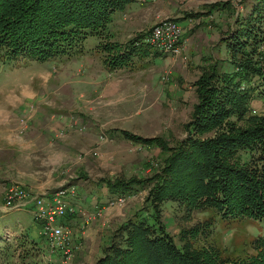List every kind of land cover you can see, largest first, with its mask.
I'll return each mask as SVG.
<instances>
[{
    "label": "rangeland",
    "instance_id": "rangeland-1",
    "mask_svg": "<svg viewBox=\"0 0 264 264\" xmlns=\"http://www.w3.org/2000/svg\"><path fill=\"white\" fill-rule=\"evenodd\" d=\"M261 1L138 0L125 11L110 16L112 23L103 36H89L67 56L50 60V66L41 67L23 56L8 65L0 64V112H3L0 119L14 112L10 115L14 118L0 124V130L3 136L13 132L18 138L34 142L31 148L14 152V163L20 165V171L42 175L43 181H48L53 171L59 176L56 187L49 191L52 194L37 196L17 185L28 192L31 201L36 197L53 201L56 193L68 190L67 200L78 208L79 214L55 223L68 227L72 238L81 239L80 245L72 242L71 257L64 263L67 257L50 252L49 241L39 233L40 225L35 222L34 214L27 213L28 207L6 208L11 188L6 194L7 187L0 185V264H97L112 242L127 246V234L120 228L135 214L146 213L151 190L167 179L171 154L166 145L173 149L186 143L190 136L201 138L188 129L198 103L199 78L209 76L215 65L222 74L236 72L228 47L230 37L237 30L238 19L251 15L254 18L252 13L261 6ZM215 3L226 4L208 16L209 7ZM187 14L199 17L188 18ZM166 19L175 20L183 29L178 56L163 54L146 42L154 27ZM252 22L251 58L255 61L253 66L259 62L261 67L264 64L262 6ZM137 36L143 38L133 61L127 68L109 74L104 64L107 56L104 46L114 44L124 48L136 41ZM59 61L66 65L59 66ZM243 86L253 92L244 122L237 123V131L247 129L252 123L249 119L259 123L264 117V84L258 77L249 76ZM27 92H35V98L24 97ZM21 107L36 113L68 108L70 118H74L69 128L70 140H64V136L55 138V145L44 148ZM40 123L51 127L47 120ZM57 124V120L52 122ZM123 132L158 143H146L147 146L135 143L126 139ZM216 135L217 132H211L202 139ZM101 137L107 142H102ZM69 143L75 152L65 145ZM58 154H66L65 160H55ZM0 157H3L1 152ZM133 177L151 182L124 197L108 193L106 181ZM188 203L169 199L159 205L161 212L157 218L179 249L195 254L204 251L212 260L216 254L218 262H222L219 264H245L260 259L264 220L249 218L247 214L224 219L213 211L209 214L190 211ZM151 214L148 211L147 217Z\"/></svg>",
    "mask_w": 264,
    "mask_h": 264
},
{
    "label": "trees",
    "instance_id": "trees-1",
    "mask_svg": "<svg viewBox=\"0 0 264 264\" xmlns=\"http://www.w3.org/2000/svg\"><path fill=\"white\" fill-rule=\"evenodd\" d=\"M137 1L0 0V64L8 65L19 57L44 63L67 56L89 36H103L106 27L112 23L110 16L125 11ZM225 4L211 5L208 16ZM260 5L263 10L264 0ZM261 6L254 9V18L251 15L244 20L238 19L237 30L230 37L228 47L236 72L222 74L220 67L215 65L212 73L200 77L196 84L198 103L188 129L201 138L190 136L186 143L173 149L166 145L171 154L167 161V179L151 190L146 213L135 214L120 228L127 234V246L112 242L97 264L222 263L218 262L216 254L212 260L207 252L201 251L197 255L175 245L157 218L161 212L159 205L165 200L189 201L187 208L190 211L208 214L213 211L224 219L247 214L249 218L264 220V117L259 123L254 118L249 119L252 123L248 128L237 131V123L244 122L253 92L250 88L244 89L243 83L249 81L250 76L258 77L264 84V64L260 67L256 62L253 66L255 61L251 58L250 46L252 21L258 17ZM187 17L198 18L199 15L187 14ZM142 38L137 36L136 41L124 48L105 45L104 63L108 69L113 71L129 66ZM261 43H264V33ZM211 132H217V135L202 139ZM122 134L135 143H158L129 132ZM168 177L171 178L169 181ZM149 182L134 177L118 178L106 181L105 186L111 196L124 197ZM147 210L152 211L150 217H147ZM263 248L259 260L245 264H264Z\"/></svg>",
    "mask_w": 264,
    "mask_h": 264
},
{
    "label": "crops",
    "instance_id": "crops-1",
    "mask_svg": "<svg viewBox=\"0 0 264 264\" xmlns=\"http://www.w3.org/2000/svg\"><path fill=\"white\" fill-rule=\"evenodd\" d=\"M147 42V41H146ZM37 62V61H35ZM60 65L59 66H65L66 63L62 61H59ZM40 66L45 67V66H50V64L52 63V61H47L44 63H40ZM105 64V63H104ZM105 67L107 68V72H109V74H112L114 71L117 70H122L125 69V67L122 68H117L113 71L109 70L108 67L105 64ZM127 68V67H126ZM28 76L26 75V78ZM62 80V78H61ZM64 80V79H63ZM26 81H29L26 79ZM35 92H33L32 94H30L29 92L24 94V97L26 98H35ZM22 113H27V119H29V123L31 126L34 127L35 129V133H36V138H38V140H41L42 143H44V148L48 147H52L53 145L56 144V142L54 141L55 138H59V137H65L64 140H66L67 138L71 137V131H70V127H72V121L74 120V118H70L71 117V113L69 112V110H67L68 108H53V109H43L44 111L47 110V112L44 111H40V113H36L33 112L31 110V112H28L26 109L23 110V107H21ZM44 112V113H43ZM3 112H0V115H2ZM11 114H14V112L12 113L11 111L8 112V116L7 118H3L0 119V124L3 125L4 123H6L8 121V119H13V116H10ZM17 114V113H16ZM46 114V115H45ZM10 116V117H9ZM73 119V120H72ZM40 120H47L48 122H50V129L48 127L45 126V124L40 123ZM57 120V125H52L53 121ZM33 121V125L31 124V122ZM35 122H38L35 124ZM32 127V128H33ZM13 130H10V132H12ZM29 135V133H28ZM124 136V135H123ZM8 140V142H5L4 140ZM71 142V141H70ZM34 142L33 141H28L27 139H22V138H18L17 136H15V134L12 132L10 133V135L8 136H3L2 131L0 130V152L3 154V157H0V185H5L6 188V194L9 188H12L14 186H16L17 184L22 185L23 187H25V189L27 188L28 190H30L33 194H36L37 196H42L44 194L50 193L49 191H51L52 188L56 187L57 183H56V179L59 177L58 174L53 171L50 173L51 177L49 178L48 181H43V176L42 175H37L34 176L32 175L30 172H23L20 171L19 166L17 165V163H14L15 161V157H14V152H20L21 150L27 149L28 147L31 148L30 146H33ZM38 141H37V146H38ZM62 145V144H60ZM69 147H72L73 152H75V148L73 145H71V143L69 144H65ZM68 147V148H69ZM15 148V149H13ZM70 157L75 158L74 154H70V152L68 153ZM66 154H58L55 156V160H65ZM52 176H54L52 178ZM5 183V184H1V183ZM46 192V193H45ZM52 194V193H50ZM5 200V199H4ZM30 208V209H29ZM27 209V208H26ZM28 210L27 213H34L35 210V203H31L28 205ZM32 210V212H31ZM75 217V216H74ZM81 228V227H80ZM45 238V237H44ZM79 238V239H78ZM72 242L74 243H79V245L81 244V239L80 237H74L72 238ZM51 253H53L52 251H50ZM58 253H60L58 251ZM61 254V253H60Z\"/></svg>",
    "mask_w": 264,
    "mask_h": 264
},
{
    "label": "built area",
    "instance_id": "built-area-1",
    "mask_svg": "<svg viewBox=\"0 0 264 264\" xmlns=\"http://www.w3.org/2000/svg\"><path fill=\"white\" fill-rule=\"evenodd\" d=\"M182 38V27L175 20L166 19L154 27L146 41L163 54L178 56L181 54ZM101 140L102 142H107L104 137H101ZM67 191L62 190L56 193L52 199L53 201L42 197H36L31 201L28 192L21 186L16 185L10 189L9 200L6 204L8 209L23 210L28 207L29 203H35L33 214L35 222L40 225L39 233L49 241V247L53 253L59 251L63 256L67 257L64 263H67L68 258L72 254L73 234L68 227L62 224L58 226L55 222L56 220L74 217L79 214L78 208L71 205L67 200ZM124 199L120 201H124Z\"/></svg>",
    "mask_w": 264,
    "mask_h": 264
}]
</instances>
